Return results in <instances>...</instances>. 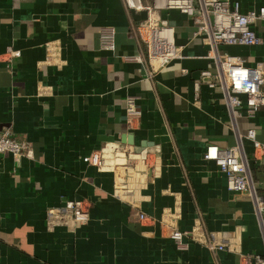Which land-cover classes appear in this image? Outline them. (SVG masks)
<instances>
[{"label":"crops","instance_id":"crops-1","mask_svg":"<svg viewBox=\"0 0 264 264\" xmlns=\"http://www.w3.org/2000/svg\"><path fill=\"white\" fill-rule=\"evenodd\" d=\"M238 1L242 11L264 5ZM146 15L124 0H0V129L31 150L19 160L0 154V264H247L235 252L208 250L201 240L210 234L243 254H264L251 201L229 191L203 157L206 145L229 147L241 135L264 196V153L245 137L252 128L264 142V107L236 117L233 129L221 93L194 90L199 71L213 64L208 45L191 37L192 21L175 9L159 16L173 26L183 57L149 72L135 57L133 32ZM254 26L260 44L220 49L264 68V29ZM102 27L114 30L113 51L98 47ZM8 48L20 51L10 65L2 61ZM93 151L102 152L103 166L82 160ZM116 151L128 155L117 168ZM150 152L152 170L140 159ZM66 199L88 204V222L48 226L46 210ZM162 218L190 231L183 246Z\"/></svg>","mask_w":264,"mask_h":264},{"label":"built area","instance_id":"built-area-1","mask_svg":"<svg viewBox=\"0 0 264 264\" xmlns=\"http://www.w3.org/2000/svg\"><path fill=\"white\" fill-rule=\"evenodd\" d=\"M124 3L129 10H145L147 13L145 19L134 26L133 32L141 48L135 57L147 64L149 72L155 71L170 60L183 57L182 46L176 43L173 26L159 16L161 9H175L192 21L195 29L191 37H199L208 45L205 57L209 58L213 64V69L204 68L199 71L198 78L193 83L194 90L198 92L200 87L205 85L219 91L223 96L233 129H236V117L241 114L251 117L264 107L263 65L261 63L248 65L241 56L229 54L220 49L221 45L260 44L263 38L257 33L254 24L260 23L264 29V5L242 11L238 0H153L147 4L142 3L141 0H124ZM98 47L101 50H114L113 28H101L98 35ZM19 55L18 49L8 48L2 61L10 65ZM125 109L128 116L134 113L132 96L125 98ZM245 137L251 139L254 149L264 153V142L256 139L254 129L249 128ZM237 138L238 143L229 147L206 145L203 157L213 160L219 171L224 174L229 191L244 194L251 201L264 244V196L258 193L247 159L241 152V135L237 134ZM30 151V143L26 139L14 137L6 128L0 129V154L8 153L19 160L22 156L29 155ZM152 153L154 152L140 157L144 163L142 165L149 167L150 170L153 168L150 163ZM114 157L115 168L127 163L128 155L125 151H116ZM82 160L97 167L104 165L101 151H93ZM88 213L89 206L84 200L66 199L61 205L49 207L46 210V223L50 227L84 225L88 222ZM137 217L140 220L147 218L141 211L137 212ZM161 223L170 231V237L174 242L178 246H183L182 237L188 236L190 231L178 229L175 218H162ZM192 236L197 237L194 233ZM201 242L212 252L228 250L238 254L239 258L245 260L247 264H264V254H243L233 241L218 240L210 234L202 235Z\"/></svg>","mask_w":264,"mask_h":264}]
</instances>
